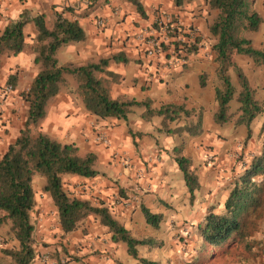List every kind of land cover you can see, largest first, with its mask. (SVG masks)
<instances>
[{"label":"crops","instance_id":"crops-1","mask_svg":"<svg viewBox=\"0 0 264 264\" xmlns=\"http://www.w3.org/2000/svg\"><path fill=\"white\" fill-rule=\"evenodd\" d=\"M138 2L142 13L137 11L136 4L130 0H0V34L15 21L25 22L23 49L16 54L4 52L0 55L1 62L9 60L6 68L4 65L0 67L4 70L3 82L0 80V108L3 109L0 112V129L8 128L12 131V138H15L25 127V111L20 118L15 115L18 102L22 99L21 92L29 87L31 79L39 70L34 62L37 17H43L47 28L53 26L57 15L77 20L84 29L86 38L59 47L56 52L59 64L71 62L82 65L89 60L122 52L121 60L112 59L108 66L109 70L118 74L117 80L110 85L112 97L125 96L139 101L149 99L152 107L164 103L185 104L203 112V131L200 135H167L159 131L162 121L160 116H153L148 121L142 119L143 107H133L126 119L96 118L84 108L76 94V84H70L71 86L61 87L54 98L48 101L46 116L37 126L39 132L53 139L73 143L80 154L93 152L97 155L96 168L101 174L91 178L70 176L74 181L87 183L84 187L89 195L86 194L85 198L90 199L93 194L98 198L97 202L103 200L133 236L160 239V227L152 228L146 222L141 208L147 207L154 213H162L165 219V199L175 200L177 192L187 195L174 155L166 150L178 143L183 144V154L192 159L199 175L198 193L204 187L201 181L202 161L208 156H214L217 161L229 157L230 154L226 153L228 148H239V142L246 136L247 129L244 126H234L233 122L218 125L212 119V112L216 107L215 88L219 82L208 30L214 12L207 10L206 0H184L181 4H176L174 0ZM254 7L262 16V22L258 31L249 38L253 47L264 50V0H255ZM154 12L171 14L178 25L177 38L186 41L187 34H191L197 35L199 39L198 51L175 67L169 68L164 64V56L168 53L159 58H147L136 42L135 34L147 29ZM99 19L103 20L101 25L97 24ZM261 26L263 30H260ZM191 29L195 34L191 33ZM233 60L236 67L248 76L256 98L263 105V111L250 124L251 137L260 135L262 147L264 64L258 65L251 57L242 54L233 55ZM14 69L17 78L14 85H10L11 89H7L9 86L3 85L7 79L5 75L12 73ZM202 74L206 76L203 86L200 85ZM230 75L237 83L235 87H238L235 69H230ZM68 81L72 83L70 79ZM237 106L235 100L230 101L232 111ZM22 107L25 109L24 103ZM100 133L107 136V144L97 140ZM8 144L9 142L4 144L0 140V156ZM35 181L40 186L35 190V204L31 213L36 256L31 264L42 263L37 257L39 253L59 252L62 249L72 254L64 264H134L128 258H120L118 253L121 241L113 242L107 227L93 219L77 230L63 233L58 229L59 232H54L55 224L50 222L49 215L52 207L49 202H42L40 199L41 194L48 195L41 190L44 180L35 176L33 182ZM122 183L129 187L126 194H130L132 198L123 199L118 196L117 188ZM6 230L9 232L8 225L0 228V264H12L11 258L2 249L16 246L11 232L5 237L10 238V243L1 236L6 234ZM160 248L162 247L139 246L138 252L164 264L155 256ZM45 263L51 264L47 261ZM135 263L140 264L137 261Z\"/></svg>","mask_w":264,"mask_h":264},{"label":"trees","instance_id":"trees-1","mask_svg":"<svg viewBox=\"0 0 264 264\" xmlns=\"http://www.w3.org/2000/svg\"><path fill=\"white\" fill-rule=\"evenodd\" d=\"M137 11L142 13L138 0ZM181 4L184 0H174ZM188 1V0H186ZM255 0H206L207 10L214 12L208 30L215 54L216 107L212 119L218 125L233 122L234 126L246 127L245 140L251 136L250 124L263 111L262 103L250 85L248 76L236 67L233 55L249 56L256 64H264V50L251 45L249 35L258 31L262 16L254 7ZM23 20L6 26L0 34V55L4 52L19 53L24 46ZM37 45L34 62L40 69L32 78L23 99L27 105L25 127L0 156V228L9 226L16 246L3 248L12 264H31L35 256L33 246L34 226L31 213L35 204L33 178H44L42 191L47 193L56 209L59 228L63 233L77 230L83 222L92 219L107 227L113 242H124L127 253L140 264H160L159 261L140 255L139 246L161 247V240L151 236L136 237L120 222L103 200L97 203L87 198L70 195L64 187L65 176L95 177L101 172L96 168L97 155L93 152L80 154L73 143H62L42 132L31 131L46 116V105L60 90L66 75L77 82L76 92L84 108L99 119H126L133 107H143L142 119L153 116L162 118L159 131L167 135L198 136L203 131L201 109L185 104L164 103L152 107L149 99L136 100L125 96L112 97L110 85L118 74L109 70L110 60L120 61L118 52L98 60H89L76 65L71 62L59 64L56 52L59 47L71 42L83 41L86 34L77 20L57 15L53 26L47 28L42 16L36 19ZM191 33L194 30L191 29ZM186 41H174V52L182 51L185 58L198 51L197 35L187 34ZM235 69L238 87L232 84L230 69ZM14 74H9L7 83L14 85ZM205 74L200 75V85L205 84ZM238 106L231 110L230 101ZM103 143V142H102ZM174 159L182 173L190 202L200 189L199 175L190 157L182 153V145L174 148ZM264 204V146L258 154L251 155L242 172L234 176L232 186L220 211L210 210L197 226L203 238L199 255L206 249L242 243L247 238L250 216ZM146 222L158 229L164 219L162 213H154L142 207ZM90 219V220H89ZM218 251L210 252L207 256ZM198 254H196L197 256Z\"/></svg>","mask_w":264,"mask_h":264},{"label":"rangeland","instance_id":"rangeland-1","mask_svg":"<svg viewBox=\"0 0 264 264\" xmlns=\"http://www.w3.org/2000/svg\"><path fill=\"white\" fill-rule=\"evenodd\" d=\"M165 14L169 13L154 12L152 21L147 28L154 27L155 20ZM261 28L262 29L260 30H263V26H261ZM139 47L141 48L142 45L139 44ZM174 47L175 44L173 41L171 44L165 45L164 50L167 51L166 53H168L169 50L173 49ZM5 53L12 54L10 52ZM8 61V59H4L3 62H1L0 60V67L1 65H4V68H6ZM37 65L40 69V65ZM9 74L15 75V77H13L15 81V79L17 78L16 69H14L13 72ZM8 75H5V77L8 78ZM3 77L4 70L0 69L1 82H3ZM68 79H70L72 83H69ZM70 84H76L77 88V82L74 77L71 75H66L65 82L61 85V87L71 86ZM232 84L234 86L237 85L234 78H232ZM3 85H6L7 87L11 84L7 83L6 79V83H4ZM27 89H25L24 91H26ZM23 92H21L22 99H20V102H18V106L16 107L17 113L15 116L18 118H20L24 111L26 116L27 105L23 99ZM22 103H24L25 109L22 107ZM135 109L140 110V108ZM1 111L3 112L2 108H0V112ZM31 131L33 133L37 132V126L35 128H32ZM0 134V140H3L4 144L7 142L11 143L16 138L15 135V138H12V131L8 128L0 129ZM18 134H16V136ZM250 137L247 138V140H245V137L242 138L239 142V148H228V151L226 153L230 154V156L226 159L221 158L217 161L214 156H208L205 160L202 161V164L200 165L202 166L201 181L203 182L204 187L198 193L196 192L193 202H190L188 192L187 195L186 193L182 195L181 193L177 192V197L175 200L165 199L166 201H164V205L166 206L167 214L160 225L161 238L159 239L161 240L163 245L161 246L162 248L158 249L159 251L157 250L158 254L155 255L157 258L162 260L164 264H264V204L257 210V212L253 216L249 217V224L247 225V238L245 241L234 245H225V248L221 246L218 249H206L203 251V255H199L198 253V249L200 246L199 244H201V242L203 241V238L199 235V232L197 230L198 224L200 222H203L205 215L210 212V210L218 212L222 209L223 202L229 192V189L232 186V180L234 176L242 172L244 164L249 163L251 155L257 154L256 152L262 148L260 146V142L262 140V137L260 135L255 138ZM179 145H182L183 151L184 146L182 143H178V145L166 151L169 154L171 153L172 155H174V148H177V146ZM158 146V148H160V145ZM224 164H226V166ZM37 177H39L41 180H44V178L41 176ZM63 180L64 187L70 195H76L78 197L85 198L84 196L88 194L87 189H85L84 187L87 183L78 180L74 181L70 178V176H65ZM39 186L40 183L38 181L33 182L34 190H36ZM118 187V196L122 197L123 199L133 197L130 194H126V191H128L129 189L126 184L123 185L122 183V185H118ZM92 197H95V195L91 194L89 200L97 203L98 198L95 197V199H93ZM40 199L42 200V202H49V204L51 205L52 209L49 211L50 222H53L55 224V226H53V231L59 232L58 229L60 228L57 221V214L55 211L56 209L53 205L52 200L48 195L44 196L42 194L40 195ZM85 223L86 222L84 221L81 226L85 225ZM7 231L8 230H6V234H2L1 236H4V240H6V242H9L11 241L10 238L5 239L6 235L9 234V232ZM120 244L121 247L119 248L118 253L120 258H128L129 260H132L134 264H137L135 263L136 261L133 260L127 253L126 244L123 242H120ZM215 251L218 252L207 256L208 253ZM196 254L198 255L196 256ZM43 255L47 256V262H51V264H64V261H67V259L70 260V256H72V254L64 249L59 252L50 251L47 253H39L37 257L41 262L43 261ZM41 264L46 263L42 262Z\"/></svg>","mask_w":264,"mask_h":264},{"label":"built area","instance_id":"built-area-1","mask_svg":"<svg viewBox=\"0 0 264 264\" xmlns=\"http://www.w3.org/2000/svg\"><path fill=\"white\" fill-rule=\"evenodd\" d=\"M103 23L102 19L97 20V24L101 25ZM178 25L169 14L162 15L160 18L155 20V25L152 28L142 29L135 34V39L139 44L142 45L144 54L147 58H159L166 54L164 50L165 45L171 44L173 41H183L177 38ZM164 64L169 67H175L179 63L185 61V57L182 51L174 52V48L169 50L168 55L164 56ZM11 89V86L8 87ZM97 140L105 144L108 143V138L105 133H100L97 135ZM43 261H47V256H42ZM66 261H64L65 263Z\"/></svg>","mask_w":264,"mask_h":264}]
</instances>
